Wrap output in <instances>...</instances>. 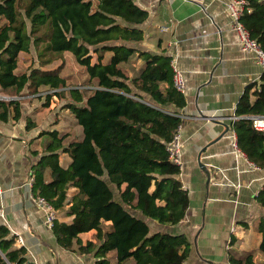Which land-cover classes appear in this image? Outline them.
<instances>
[{
  "label": "trees",
  "instance_id": "obj_1",
  "mask_svg": "<svg viewBox=\"0 0 264 264\" xmlns=\"http://www.w3.org/2000/svg\"><path fill=\"white\" fill-rule=\"evenodd\" d=\"M242 16L264 47V0H248ZM149 11L135 0H0V89L38 92L43 86L73 100L62 106L82 125V135L44 128L43 153L32 164L34 195L44 196L62 211L52 226L57 241L78 253H94L90 264H182L191 249L186 233L150 230L146 217L162 223L181 221L189 192L167 150L186 104L174 85L172 57L140 46ZM161 42V38H159ZM34 46L38 65L18 71L22 52ZM69 52L95 87L88 95L70 86L63 60ZM142 59L139 66L133 59ZM132 61V62H131ZM128 66L136 73H129ZM47 95L45 105L50 104ZM264 111V72L242 94L231 125L247 157L264 167V131L253 126L252 114ZM176 112V113H174ZM19 99H0V118L19 119ZM27 128L36 126L33 116ZM63 155L67 157L63 160ZM117 188V191L115 189ZM264 207V184L257 195ZM139 210L143 215H138ZM106 223L110 224L106 228ZM258 248L264 252V215L254 220ZM94 229V238L82 233ZM17 236L0 223V264H36ZM234 235L229 248L232 264H258L254 248L238 249ZM116 251V262L108 255Z\"/></svg>",
  "mask_w": 264,
  "mask_h": 264
},
{
  "label": "crops",
  "instance_id": "obj_2",
  "mask_svg": "<svg viewBox=\"0 0 264 264\" xmlns=\"http://www.w3.org/2000/svg\"><path fill=\"white\" fill-rule=\"evenodd\" d=\"M135 1L149 11L140 46L171 55L186 79V104L179 109L184 161L179 178L188 189L189 205L185 217L175 224L145 216L150 230L187 234L191 249L182 264H232L228 251L234 235L238 249L253 247L255 260L264 264L254 224L264 215L257 199L264 184V167L257 168L236 149L231 125L242 94L261 80L264 67L253 51L241 47L232 26L229 0ZM163 26L168 28L163 30ZM133 62L140 66L143 61L134 57ZM21 104V118H0L3 223L11 233L23 237V242L16 240V244L26 246L36 264H90L94 253L82 254L60 245L46 223L45 210L34 200L32 164L43 153L44 138L36 136L44 128H54V119L46 118L48 126L35 119L36 126L28 129L26 118L38 111L37 104L25 109V103ZM220 120L228 123L229 129ZM58 216L62 211L57 210ZM95 232L92 229L82 235L94 238ZM108 255L116 262L115 250ZM124 264L136 262L130 258Z\"/></svg>",
  "mask_w": 264,
  "mask_h": 264
},
{
  "label": "rangeland",
  "instance_id": "obj_3",
  "mask_svg": "<svg viewBox=\"0 0 264 264\" xmlns=\"http://www.w3.org/2000/svg\"><path fill=\"white\" fill-rule=\"evenodd\" d=\"M2 20H0V23ZM55 59L53 63H49L48 66H55L59 62L63 60L64 68L63 74L68 76V83L70 86H78L83 90L85 95H88L92 92L93 88L95 87V83L88 80V75L85 72V69L81 67L73 57V55L69 52L54 55ZM19 67L18 71H25L28 70L30 66L33 64L38 65L39 61L37 58V53L32 46L30 52H22L19 57ZM133 61V60H132ZM131 61V62H132ZM129 73H136V70H133L130 66L127 67ZM26 93H10V92H3L0 89V93L4 96L5 100H9L11 96H18V99L21 102H24V109L27 106H33L37 104L38 111L33 112V115L28 114V116H36L39 122L46 124V118L50 120L51 118L54 119V122H51L54 127L60 128L62 131H71L70 138L77 137L82 135V125L76 122V118L71 114V112L63 108V104L65 102L73 100L72 95L70 94L69 90L64 91L62 95L60 94H53L55 91L49 88L48 86H43L40 91L38 92H29L25 91ZM34 94V95H33ZM50 94V104L47 106L45 105V101L47 100V95ZM20 95H23L20 97ZM52 107V108H51ZM40 109V110H39ZM53 112V113H52ZM37 114V115H35ZM27 116V117H28ZM55 123V124H54ZM58 126H55V125ZM47 126L49 124H46ZM44 141H46L47 136H44ZM66 155H63V160L66 158ZM262 252V251H260ZM264 254V253H263Z\"/></svg>",
  "mask_w": 264,
  "mask_h": 264
},
{
  "label": "built area",
  "instance_id": "obj_4",
  "mask_svg": "<svg viewBox=\"0 0 264 264\" xmlns=\"http://www.w3.org/2000/svg\"><path fill=\"white\" fill-rule=\"evenodd\" d=\"M228 9L230 15L232 16L233 28L238 32L241 47L244 50H251L255 53L257 61L264 67V47L260 44L258 39L251 34L250 29L246 26L245 22L242 19V16L246 11L251 10L249 6L248 0H229ZM168 27L163 26L162 29L166 30ZM171 64L173 67V79L175 87L181 92L185 91L186 88V79L184 72L176 66L175 60H171ZM55 91V89H53ZM34 95V94H33ZM23 95H20V97ZM0 93V99H4ZM10 99H18V96H11ZM176 113V112H174ZM180 114V113H177ZM181 115V114H180ZM252 119L253 126L258 129L264 131V111L257 114H252L249 116ZM238 116L234 115L233 119H237ZM182 123L179 124L176 133L173 137L167 142V150L169 151L170 159L176 163L180 168L183 166V158H182V146H183V138H182ZM234 135V146L239 152L245 154L237 143V134L236 131L233 133ZM253 163V162H252ZM257 168H260L257 164L253 163ZM34 175H31V181L33 184ZM35 202L42 207L46 212V223L52 227L54 225V221L57 218V209L53 206V204L48 201L44 196L34 195ZM6 219L5 209L2 203H0V223H3ZM17 241L23 242V237L18 236Z\"/></svg>",
  "mask_w": 264,
  "mask_h": 264
},
{
  "label": "water",
  "instance_id": "obj_5",
  "mask_svg": "<svg viewBox=\"0 0 264 264\" xmlns=\"http://www.w3.org/2000/svg\"><path fill=\"white\" fill-rule=\"evenodd\" d=\"M213 117V116H212ZM220 122L222 123V124H224L228 129H229V124L228 123H226L225 121H221L220 120ZM218 139V138H217ZM200 162V164H201V166L203 167V168H205V166L201 163V160L199 161Z\"/></svg>",
  "mask_w": 264,
  "mask_h": 264
}]
</instances>
